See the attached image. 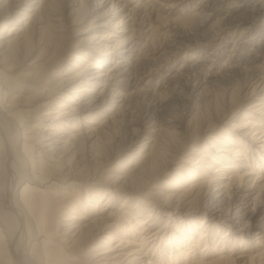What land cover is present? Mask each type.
I'll return each mask as SVG.
<instances>
[{"label":"bare ground","instance_id":"obj_1","mask_svg":"<svg viewBox=\"0 0 264 264\" xmlns=\"http://www.w3.org/2000/svg\"><path fill=\"white\" fill-rule=\"evenodd\" d=\"M59 1L0 0V264H264V0Z\"/></svg>","mask_w":264,"mask_h":264},{"label":"rangeland","instance_id":"obj_2","mask_svg":"<svg viewBox=\"0 0 264 264\" xmlns=\"http://www.w3.org/2000/svg\"><path fill=\"white\" fill-rule=\"evenodd\" d=\"M61 1L62 2H64L65 0H60L58 3H59V5L58 6H60V5H62V4H60L61 3ZM193 1H197V0H192L191 2H190V4L191 3H193ZM91 7V6H90ZM226 58V55H224L223 57H222V59L221 60H224ZM178 66V65H177ZM155 86H156V84H154V88H155ZM217 92H220V91H217ZM219 94V93H218ZM206 97V96H205ZM205 97L204 98H202V101H204L205 100ZM144 109V108H143ZM140 111H141V106H140V108H138V111H137V113H136V115H138V114H140ZM151 114V113H153V109H149L148 110V112H146L144 115H147V114ZM185 122H187V120L185 121ZM227 123H229V120L227 121ZM38 130H36V132H37ZM34 136V135H33ZM144 141H146V140H144ZM32 150V149H31ZM0 206H1V202H0ZM1 225V224H0ZM4 235H5V233H4ZM2 253H4V252H2ZM5 255H7V254H4V256Z\"/></svg>","mask_w":264,"mask_h":264}]
</instances>
